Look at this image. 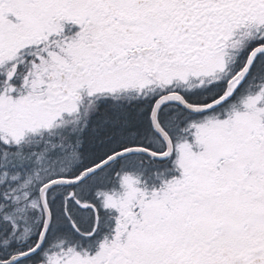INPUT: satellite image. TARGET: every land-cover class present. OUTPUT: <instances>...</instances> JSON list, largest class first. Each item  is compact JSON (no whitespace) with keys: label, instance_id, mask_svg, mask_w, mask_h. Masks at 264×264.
<instances>
[{"label":"snow or ice","instance_id":"1","mask_svg":"<svg viewBox=\"0 0 264 264\" xmlns=\"http://www.w3.org/2000/svg\"><path fill=\"white\" fill-rule=\"evenodd\" d=\"M0 264H264V0H0Z\"/></svg>","mask_w":264,"mask_h":264}]
</instances>
